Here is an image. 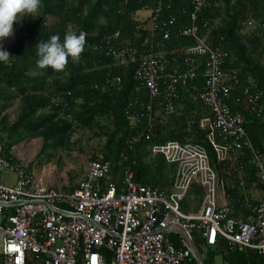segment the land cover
Listing matches in <instances>:
<instances>
[{
	"label": "built area",
	"instance_id": "2783aa9c",
	"mask_svg": "<svg viewBox=\"0 0 264 264\" xmlns=\"http://www.w3.org/2000/svg\"><path fill=\"white\" fill-rule=\"evenodd\" d=\"M209 1L214 0H191L190 24L179 33L191 37L193 44L182 54H155L146 49L135 58L134 49L119 42L118 31L104 35V54L124 69L135 62L138 89L146 96L145 102L128 100L124 109L133 125L145 118L131 143L151 135L153 99L161 96L168 104L176 100L179 87L192 80L201 65L203 88L197 97L207 114L198 126L205 130L213 160L198 143L168 140L146 148L148 156L160 155L176 166L164 189L134 181L127 169L123 188L116 191L106 180L108 161L88 158L76 186L63 191L36 182L28 161L2 155L0 144V264H203L193 233L210 246L220 238L228 248L247 247L264 256V148H254L245 131L246 112L264 118V99L261 90L251 91L239 82L236 69L223 68L227 57L223 47L205 41L203 33L210 22L202 10ZM159 9L157 0L146 26L150 31L160 28L162 38H167L168 30L156 16ZM259 26L258 20L248 18L241 22L240 31ZM0 42L7 45L5 38ZM119 80L118 76L106 77L93 87L106 91ZM68 95L67 90L54 93L49 105L65 108ZM245 153L254 176L243 199L248 221L230 215L225 189L226 174L243 176L240 158ZM9 173L12 182H7ZM238 184L242 185L241 179ZM192 186L200 189V196L190 191ZM185 196L199 199L182 207Z\"/></svg>",
	"mask_w": 264,
	"mask_h": 264
},
{
	"label": "trees",
	"instance_id": "16d2710c",
	"mask_svg": "<svg viewBox=\"0 0 264 264\" xmlns=\"http://www.w3.org/2000/svg\"><path fill=\"white\" fill-rule=\"evenodd\" d=\"M191 0H160L158 22H163L168 37L163 31H150L144 19L136 12L145 10L151 14L157 0H42L39 11L13 23V40L0 47L11 55L9 63L0 62V144L5 156L18 142L40 137L39 154L49 150L52 157L56 150L71 151L75 147L72 135L84 130L91 136L102 138V143L90 159L108 161L109 182L121 191L124 170H131L133 180L143 185L164 189L168 187L175 171L174 163H166L160 155L148 156L146 148L152 144L176 140L202 145L210 160L214 153L205 138V130L198 126L199 119L207 114L200 104L197 93L203 88L199 65L196 76L179 87V97L168 102L161 96L153 99L152 132L148 139L131 143V137L144 122L131 124L124 114L128 100L146 101L139 82L134 76L135 62L126 69L114 65L104 54V35L118 31L119 42L134 49L137 58L142 50L150 49L155 54H182L193 44L192 38L179 31L190 24ZM202 14L209 20L210 28L203 33L205 41L214 46L219 44L227 52L223 68L236 69L241 84L251 91L261 90L264 99V0H214L204 7ZM248 18L259 21L260 26L240 31L241 22ZM170 21V22H169ZM161 25V24H160ZM72 28L77 34L86 33V44L78 61L69 57L62 71L37 66L36 44L59 35L61 41L66 31ZM161 27V26H160ZM170 67L169 65H167ZM118 76L109 90L100 91L93 87L106 77ZM69 91L65 108L49 105L50 97L56 92ZM17 100L14 118L7 122L4 111ZM170 105L166 110L165 106ZM234 108V106H231ZM142 112V109H137ZM68 115L69 117H66ZM245 131L254 148H264L262 129L264 118L246 112ZM244 174L225 175V189L231 216L248 220L244 197L248 185L254 181L253 165L248 153L240 158ZM242 180L240 186L238 182ZM200 195V189L191 187ZM198 195V196H199ZM186 197V196H185ZM181 200L182 207L189 203ZM173 240L175 237L170 236ZM193 244L202 257L203 264H210L218 255L221 264H264V256L254 249L233 246L218 239L210 246L193 233Z\"/></svg>",
	"mask_w": 264,
	"mask_h": 264
},
{
	"label": "clouds",
	"instance_id": "9594fccd",
	"mask_svg": "<svg viewBox=\"0 0 264 264\" xmlns=\"http://www.w3.org/2000/svg\"><path fill=\"white\" fill-rule=\"evenodd\" d=\"M42 0H0V38L8 37L13 32V23L20 22L25 16H31L39 11ZM86 44V33L77 34L71 27L66 31L63 41L59 35H52L47 41L36 44L39 68L50 67L62 71L71 57L78 61ZM10 54L0 47V62L9 63Z\"/></svg>",
	"mask_w": 264,
	"mask_h": 264
},
{
	"label": "crops",
	"instance_id": "0c3cea01",
	"mask_svg": "<svg viewBox=\"0 0 264 264\" xmlns=\"http://www.w3.org/2000/svg\"><path fill=\"white\" fill-rule=\"evenodd\" d=\"M5 39H7V44H9L13 40V37L10 35L8 37H5ZM16 104H17V100L9 108H7L4 111L7 122H10L13 120L14 118L13 111L16 107ZM31 141H34V143L32 146L33 159L30 161L29 154H31V152L29 153V150L28 149L25 150V148L27 147L26 145H28ZM41 143H42V140L40 137L24 139L11 147L10 149L11 156L24 158L28 161V168L30 172L33 174V177L36 182H39L44 185H52L55 188L62 189L63 191H69L73 189L76 186L77 180L81 178L83 174L85 163L82 167L81 174L76 175L74 172H72L73 166L68 161L62 162L61 165H55L49 162L53 158L54 155L52 157H47V160H45L43 163H41V161L33 162L39 156V150L41 147ZM58 151H61V150H56L54 154ZM1 154L4 155L2 152V149H1ZM50 179L52 180L50 181ZM10 181L12 182L13 179L11 180V178L8 177L7 182H10ZM248 220H250L249 217H248Z\"/></svg>",
	"mask_w": 264,
	"mask_h": 264
},
{
	"label": "rangeland",
	"instance_id": "374dc122",
	"mask_svg": "<svg viewBox=\"0 0 264 264\" xmlns=\"http://www.w3.org/2000/svg\"><path fill=\"white\" fill-rule=\"evenodd\" d=\"M147 15H148V12L145 10H139L136 12V17L138 19L145 18ZM71 139H72V141L76 142L75 143L76 145H75V147H73V150L72 149H71V151L61 150V151L56 152L55 154L53 152L52 154L54 156L49 162H51L55 165H61L62 162L68 161L73 166L72 172H74L76 175H78V174L80 175L82 172V167H83L84 163H86V160L88 158H90V156L92 154H95L97 152V149L99 148V146L102 143V138H98L94 135L90 136L87 131L78 130L72 135ZM31 142H32V146H33L34 141H31ZM28 145H26L27 147L25 148V150L28 149ZM37 149H38V147H37ZM31 151H32V153L29 154V160L30 161L33 159L32 147H31ZM48 152H49V150H47V149L44 150V152L39 154L37 159L33 162L41 161V163H43L45 160H47V156L49 155ZM8 176H9V178H11V180L13 179V175L11 173H9ZM190 191H193V190L190 189ZM194 193H195V191H194ZM198 195H199V193H198ZM198 199H199V197H195L194 200H189L188 196L185 197V201L191 205ZM210 264H221L220 257L218 255L213 256V261Z\"/></svg>",
	"mask_w": 264,
	"mask_h": 264
},
{
	"label": "bare ground",
	"instance_id": "6f19581e",
	"mask_svg": "<svg viewBox=\"0 0 264 264\" xmlns=\"http://www.w3.org/2000/svg\"><path fill=\"white\" fill-rule=\"evenodd\" d=\"M31 147H32V142H30V144L28 145V150H29V153L31 152L32 153V151H31ZM18 150V149H17ZM21 150V149H20ZM21 154V153H20ZM44 179V178H43ZM52 179H50V181H51Z\"/></svg>",
	"mask_w": 264,
	"mask_h": 264
},
{
	"label": "water",
	"instance_id": "95a60500",
	"mask_svg": "<svg viewBox=\"0 0 264 264\" xmlns=\"http://www.w3.org/2000/svg\"><path fill=\"white\" fill-rule=\"evenodd\" d=\"M186 239L188 240V244H189V246L190 247H192V244H191V242L189 241V239L186 237ZM197 261H199V259L197 258ZM199 264H201V263H199Z\"/></svg>",
	"mask_w": 264,
	"mask_h": 264
}]
</instances>
